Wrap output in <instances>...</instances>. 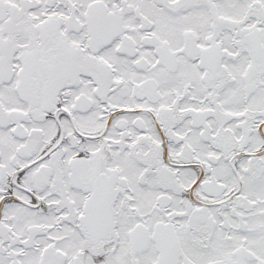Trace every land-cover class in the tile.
Wrapping results in <instances>:
<instances>
[{
  "label": "snow or ice",
  "instance_id": "snow-or-ice-1",
  "mask_svg": "<svg viewBox=\"0 0 264 264\" xmlns=\"http://www.w3.org/2000/svg\"><path fill=\"white\" fill-rule=\"evenodd\" d=\"M0 264H264V0H0Z\"/></svg>",
  "mask_w": 264,
  "mask_h": 264
}]
</instances>
